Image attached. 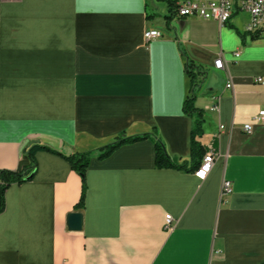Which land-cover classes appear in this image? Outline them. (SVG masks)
<instances>
[{"label": "crops", "instance_id": "1", "mask_svg": "<svg viewBox=\"0 0 264 264\" xmlns=\"http://www.w3.org/2000/svg\"><path fill=\"white\" fill-rule=\"evenodd\" d=\"M164 3L0 0V170L28 165L35 145L95 152L155 130L171 157L191 163L184 54L207 72L196 105L201 142L218 155L200 182L157 169L151 140L125 145L92 159L76 210L81 177L39 152L36 177L7 191L0 264H264V121L254 120L264 111V38L247 32L245 12L226 24L177 16L168 25ZM150 30L163 37L147 43ZM73 212L83 215L79 231L69 229Z\"/></svg>", "mask_w": 264, "mask_h": 264}, {"label": "trees", "instance_id": "2", "mask_svg": "<svg viewBox=\"0 0 264 264\" xmlns=\"http://www.w3.org/2000/svg\"><path fill=\"white\" fill-rule=\"evenodd\" d=\"M166 2L168 5V14L166 20L168 25L177 17L178 0H159ZM184 54V53H183ZM187 59L185 69L191 79V88L189 95L184 102L183 112L193 121L191 131V156L192 162H180L177 158L171 157L166 149V145L160 138L158 132L146 133L135 136L119 135L113 142L101 147L95 152H78L70 155L63 154L57 150L43 145L32 146L27 152L29 164L23 166L18 171L0 170V215L3 214L7 207V191L13 185H23L31 182L37 175L38 162L37 154L39 152H48L58 155L65 159L71 168L77 172L82 179V194L78 204L75 206L76 210H84L86 196L88 192L87 171L91 165L93 158L97 157L102 161L109 158L113 153L125 145L136 144L139 142L151 140L155 145V167L159 170H177L187 173H193L200 165L203 157L207 152V147L201 142L204 136L205 113L196 105L198 92L207 75V72L200 66L191 61L186 54Z\"/></svg>", "mask_w": 264, "mask_h": 264}, {"label": "built area", "instance_id": "3", "mask_svg": "<svg viewBox=\"0 0 264 264\" xmlns=\"http://www.w3.org/2000/svg\"><path fill=\"white\" fill-rule=\"evenodd\" d=\"M240 12H245L250 16L247 32L252 35H260L264 38V0H183L178 3L177 16L181 18L198 16L205 20H214L226 24L230 22L235 14ZM162 37L163 34L159 30H150L145 32L144 35L147 43L161 39ZM223 65L222 58L215 62L217 69H223ZM257 82L264 84V79L259 78ZM227 87L233 88L232 82H229ZM218 100L219 98H215L214 110H219ZM254 120L258 122L264 121V111L260 112ZM243 129L246 133L250 134L253 132V125H245ZM221 130H224V126H220ZM217 157L215 149L210 146L199 167L193 172L194 177L198 181L205 182L208 179ZM232 192L231 182L224 180L221 188V202L226 203ZM174 223V218L168 214L165 217V229L168 231L173 230Z\"/></svg>", "mask_w": 264, "mask_h": 264}, {"label": "water", "instance_id": "4", "mask_svg": "<svg viewBox=\"0 0 264 264\" xmlns=\"http://www.w3.org/2000/svg\"><path fill=\"white\" fill-rule=\"evenodd\" d=\"M202 86V85H201ZM83 215L80 212L70 213L68 216L69 229L79 231L82 228Z\"/></svg>", "mask_w": 264, "mask_h": 264}, {"label": "rangeland", "instance_id": "5", "mask_svg": "<svg viewBox=\"0 0 264 264\" xmlns=\"http://www.w3.org/2000/svg\"><path fill=\"white\" fill-rule=\"evenodd\" d=\"M163 6L165 7V13H168V6L166 3L163 4ZM163 10V9H162Z\"/></svg>", "mask_w": 264, "mask_h": 264}, {"label": "snow or ice", "instance_id": "6", "mask_svg": "<svg viewBox=\"0 0 264 264\" xmlns=\"http://www.w3.org/2000/svg\"><path fill=\"white\" fill-rule=\"evenodd\" d=\"M201 175H203V173H201Z\"/></svg>", "mask_w": 264, "mask_h": 264}]
</instances>
